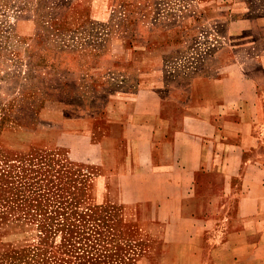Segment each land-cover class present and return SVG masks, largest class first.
<instances>
[{
  "label": "crops",
  "instance_id": "obj_1",
  "mask_svg": "<svg viewBox=\"0 0 264 264\" xmlns=\"http://www.w3.org/2000/svg\"><path fill=\"white\" fill-rule=\"evenodd\" d=\"M99 15L88 3L69 19ZM260 22L241 49L214 58L209 70L169 77L159 67L162 54L182 41L181 31L171 29L148 35L155 48L150 60L139 58L120 88L57 79L37 91L40 107L31 126L20 125L27 141L18 151L64 146L71 158L97 165L89 181L103 188L102 201L148 203L164 235L186 232L175 243L183 251L180 264H198L205 253L212 264H264ZM243 23L258 26L253 19Z\"/></svg>",
  "mask_w": 264,
  "mask_h": 264
},
{
  "label": "rangeland",
  "instance_id": "obj_2",
  "mask_svg": "<svg viewBox=\"0 0 264 264\" xmlns=\"http://www.w3.org/2000/svg\"><path fill=\"white\" fill-rule=\"evenodd\" d=\"M88 3L99 17L73 23L70 15ZM246 19L258 26L246 28ZM262 19L264 0H0V199L8 201L0 207V264H25L39 239L44 202L83 182L85 195L75 198V209L101 206L113 218V228L105 227L101 235L116 262L180 264L183 251L175 243L186 239L185 231L164 235L157 228L162 220L151 218L148 203L102 201L103 188L89 181L98 166L71 158L64 146L19 152L27 141L20 125L31 126L40 107L37 91L51 89L57 79L123 86L139 58L150 60L151 33L181 31L180 45L160 60L159 67L172 77L209 70L214 58L241 49L246 32L262 29ZM57 243L58 235L52 244ZM21 249L28 252L25 257L11 261L12 252ZM44 258L40 264H78L74 255L59 256L53 247ZM88 260L97 264L99 259ZM199 261L212 264L209 253L200 254Z\"/></svg>",
  "mask_w": 264,
  "mask_h": 264
},
{
  "label": "trees",
  "instance_id": "obj_3",
  "mask_svg": "<svg viewBox=\"0 0 264 264\" xmlns=\"http://www.w3.org/2000/svg\"><path fill=\"white\" fill-rule=\"evenodd\" d=\"M85 190L86 182H83L74 185L73 191L66 195L58 194L55 199L44 202L41 207L43 214L41 218H38L37 224L39 239L31 254L24 260L25 264L42 263L45 260V251L51 247L59 256L74 255L78 264H87L88 258L91 259L92 257L99 259L97 264H124L113 259L117 254L113 253L111 256L106 253L111 248H107L106 244L103 243L104 239L101 235L105 227L113 228L115 223L113 218H108L101 206L84 207L85 211L83 212L75 209V198L78 195L84 196ZM7 203V200L0 199V207ZM117 218L115 217V220ZM56 235H58V243L53 245V239ZM27 253L24 249L13 251L10 260L20 261ZM106 257L112 258L114 261L104 263Z\"/></svg>",
  "mask_w": 264,
  "mask_h": 264
}]
</instances>
